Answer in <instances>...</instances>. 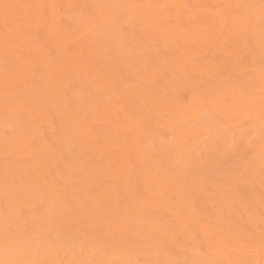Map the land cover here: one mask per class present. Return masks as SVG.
<instances>
[{
  "label": "snow or ice",
  "instance_id": "snow-or-ice-1",
  "mask_svg": "<svg viewBox=\"0 0 264 264\" xmlns=\"http://www.w3.org/2000/svg\"><path fill=\"white\" fill-rule=\"evenodd\" d=\"M198 8L215 11L216 28L202 26L208 17L185 15ZM64 9L73 12L65 15ZM180 30L179 48H201V55L182 59L179 70L192 80L191 99L183 106L214 114L232 160L225 178L217 181L222 198L204 211L185 203L187 181L196 182L195 165L175 145L154 146L152 155L137 147L141 138L126 136L111 163L117 171L143 177L142 184L120 194L99 195L95 185L65 190L74 173L57 162L48 174L43 160L51 145L45 109L32 99L40 89L31 45L42 34L63 33L69 39L59 49L64 56L85 44L90 54L117 56L121 50L139 59L136 71L152 70L143 50L130 46L136 36L156 46L160 35ZM75 37V39H72ZM215 50L205 56L203 50ZM0 52L3 56L4 177L0 185V264H264V0H237L217 5L178 3H18L0 0ZM49 55H54L49 51ZM51 79L43 85L51 86ZM131 81L108 77L92 95L99 103L122 99ZM65 96L67 122L60 138L85 142L95 135V113L74 106ZM179 101L165 95L151 104L171 107ZM149 105V108L151 107ZM137 130L146 127L143 115L131 113ZM230 141V142H228ZM29 166L25 178L23 165ZM81 176L87 179L86 168ZM183 178L182 185L163 186L164 176ZM259 183L258 201L255 195ZM207 187V186H205ZM177 192L180 198H177ZM243 193V194H242ZM79 200V207L74 203ZM81 210L88 212L84 222Z\"/></svg>",
  "mask_w": 264,
  "mask_h": 264
},
{
  "label": "bare ground",
  "instance_id": "bare-ground-1",
  "mask_svg": "<svg viewBox=\"0 0 264 264\" xmlns=\"http://www.w3.org/2000/svg\"><path fill=\"white\" fill-rule=\"evenodd\" d=\"M18 3H55V4H94V3H178L189 5H217L230 2V0H12ZM237 2V0H231ZM258 3V0H251ZM65 15L72 13V9H64ZM215 10L211 8H198L185 13V15H199L208 17L203 28L212 31L216 23L212 19ZM186 33L176 30L168 35H160L156 46H150L148 41L154 36L140 41L136 36L128 37L130 46L137 51L143 50L144 57L150 61L152 70L148 73H139L135 69L139 66V59L128 55L127 50H121L119 55H105L99 52L90 55L86 45L81 44L73 48L72 55L64 56L58 50L69 39L63 33L42 34V39L31 45L30 59L35 62L36 75L45 77L40 89H33L32 99L37 107L45 109V127L37 129L39 133H47L46 142L51 145V150L46 152L43 160L49 165L45 172L52 174L57 171V162L68 167L74 173L67 181L66 191L71 193L75 187L83 189L86 184L95 185L99 195L115 194L117 189L120 194L138 191L137 185L142 184L143 177L127 175L123 170L117 171L111 167L112 160L121 150V146L131 149V144H125L126 136L132 135L141 138L137 147L145 153L152 155L154 146L175 145L181 153L185 154L188 161L195 165V185L189 180V199L187 205H192L200 210H208L215 201L222 198L223 193H218L217 181L225 178L227 168L232 160L222 156L227 147L223 129L214 122V114L202 116V110L186 108L183 98L191 99L190 89L192 80L185 77L179 70L182 59L189 55L200 56L201 48L184 49L175 44L177 38H182ZM75 39V37H72ZM52 51L54 55H49ZM205 56L214 55L215 50H203ZM3 56L0 52V81L3 78ZM108 77H115L116 81L125 79L131 81L134 87L122 88V99L118 102L115 98L107 103H99L92 95L93 89L100 81ZM51 79V86L43 85ZM70 98L74 106L88 107L95 113V135L85 140L61 139L59 129L67 122L63 105L65 96ZM167 96L179 103L171 107L151 104L154 97ZM151 107L149 108V105ZM143 115L146 127L137 130L130 119L131 113ZM4 126L3 89L0 86V132ZM230 142V141H228ZM4 159L2 152V135H0V185L4 177ZM29 166L35 167L36 162L23 165L25 178ZM86 168L87 179L81 176V169ZM183 178L177 176H164L163 186L182 185ZM207 186V187H205ZM243 194V193H242ZM257 201L259 196V183L255 192ZM177 198L180 193L177 192ZM79 207V200L74 202ZM84 222L88 220V212L81 210Z\"/></svg>",
  "mask_w": 264,
  "mask_h": 264
}]
</instances>
